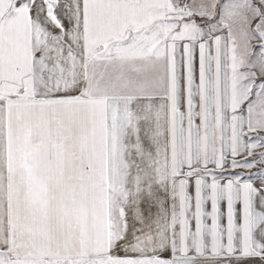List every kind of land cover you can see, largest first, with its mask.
<instances>
[{"label":"snow or ice","instance_id":"1","mask_svg":"<svg viewBox=\"0 0 264 264\" xmlns=\"http://www.w3.org/2000/svg\"><path fill=\"white\" fill-rule=\"evenodd\" d=\"M0 264H264V0H0Z\"/></svg>","mask_w":264,"mask_h":264}]
</instances>
